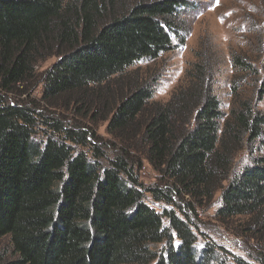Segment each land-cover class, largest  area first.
I'll use <instances>...</instances> for the list:
<instances>
[{
  "label": "trees",
  "instance_id": "16d2710c",
  "mask_svg": "<svg viewBox=\"0 0 264 264\" xmlns=\"http://www.w3.org/2000/svg\"><path fill=\"white\" fill-rule=\"evenodd\" d=\"M187 3L0 0V242L8 245L0 264H229L228 255L250 264L200 241L189 212L220 192L216 219L264 239V156L255 155L264 114L236 95L225 115L214 46L198 53L188 84L167 103L154 102L151 82L124 80L184 44ZM232 64L256 74L241 56ZM39 85L40 98L28 101ZM55 108L106 121L113 156L90 128L47 110ZM244 148L252 162L234 172ZM132 154L165 186L144 188ZM148 194L173 208L158 211ZM258 255L264 264V247Z\"/></svg>",
  "mask_w": 264,
  "mask_h": 264
},
{
  "label": "rangeland",
  "instance_id": "374dc122",
  "mask_svg": "<svg viewBox=\"0 0 264 264\" xmlns=\"http://www.w3.org/2000/svg\"><path fill=\"white\" fill-rule=\"evenodd\" d=\"M119 1V0H118ZM140 0H128V5ZM188 2V7L179 15L183 23L184 44L174 50L162 54L156 60L143 61L136 64L124 79L126 83L151 82L154 86V102L167 103L172 95L188 84L187 75L197 61L199 52L210 51L214 46L222 59L216 73L215 92L222 103L223 112L228 116L236 95L252 99L257 111L264 114V0H181ZM121 9L119 8L118 11ZM241 56L252 63L256 74L241 73L233 67L232 59ZM58 60L52 56L39 63L38 71L43 72ZM223 62V63H222ZM39 85L31 92L28 101L39 99L42 94ZM94 107V106H93ZM66 119V124L79 123L92 130L97 139L94 142L108 146L107 154L112 157L116 151L115 140L107 132L106 121L93 122L91 114L81 116L72 109H47ZM40 136L47 127H41ZM257 147L255 155L264 156V150ZM113 152V153H112ZM139 164L136 171L140 184L144 188L164 187L166 182L159 172L155 171L147 160L139 154H132ZM253 153L244 148L237 153L233 169L238 172L252 162ZM220 192L211 201L196 204V211L189 212L195 224L200 241L207 238L217 243L231 255L242 258L250 264L257 262L258 253L264 247V239L259 240L255 233H244L238 223L225 226L216 219V212L220 207ZM147 200L158 211L172 209L165 203H153L150 194ZM176 202L181 204L179 198ZM176 211L179 213V209ZM259 237V234H258ZM7 242H0V250ZM232 264L231 256H227Z\"/></svg>",
  "mask_w": 264,
  "mask_h": 264
}]
</instances>
